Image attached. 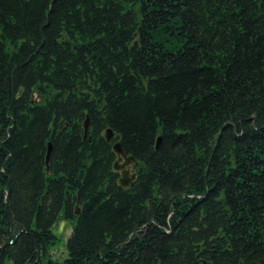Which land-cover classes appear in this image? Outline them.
Instances as JSON below:
<instances>
[{
  "label": "trees",
  "instance_id": "1",
  "mask_svg": "<svg viewBox=\"0 0 264 264\" xmlns=\"http://www.w3.org/2000/svg\"><path fill=\"white\" fill-rule=\"evenodd\" d=\"M1 246L0 264H264V0H0Z\"/></svg>",
  "mask_w": 264,
  "mask_h": 264
},
{
  "label": "water",
  "instance_id": "2",
  "mask_svg": "<svg viewBox=\"0 0 264 264\" xmlns=\"http://www.w3.org/2000/svg\"><path fill=\"white\" fill-rule=\"evenodd\" d=\"M85 131H88V128L90 127V121L87 118V120L84 123ZM106 139L108 141H111L114 133L112 129L108 128L105 133ZM114 152L119 157L115 164H114V170L118 171L120 173V177L118 180V183L120 186L128 188L132 185V183L136 180L137 177V171L135 169V158L133 156L127 155V153L123 150L121 146V142L118 141L113 146ZM52 152V144L49 142L48 144V152H47V165L49 164V158ZM76 214H80V208L79 205L76 207ZM5 246H1L0 250H3Z\"/></svg>",
  "mask_w": 264,
  "mask_h": 264
},
{
  "label": "rangeland",
  "instance_id": "3",
  "mask_svg": "<svg viewBox=\"0 0 264 264\" xmlns=\"http://www.w3.org/2000/svg\"><path fill=\"white\" fill-rule=\"evenodd\" d=\"M73 221L64 219L63 216L59 218L55 227L53 228L56 235V243L49 252L51 259L56 261H63L68 257L67 242L73 230Z\"/></svg>",
  "mask_w": 264,
  "mask_h": 264
}]
</instances>
